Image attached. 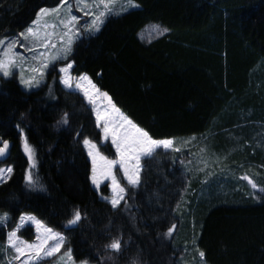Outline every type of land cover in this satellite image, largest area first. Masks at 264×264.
Instances as JSON below:
<instances>
[{
    "label": "trees",
    "instance_id": "trees-1",
    "mask_svg": "<svg viewBox=\"0 0 264 264\" xmlns=\"http://www.w3.org/2000/svg\"><path fill=\"white\" fill-rule=\"evenodd\" d=\"M62 1L0 0V40ZM131 1L136 8L74 43L72 76L89 77L154 139L210 137L206 155L233 179L196 175L195 153H157L113 209L91 182L81 139L100 136L84 100L59 89L56 69L50 95L48 85L26 91L0 79V141L13 144L12 172L0 184V213L9 219L2 235L29 215L65 237L75 263L178 264L183 227L205 264H264V193L255 200L235 181L253 170L264 180V145L254 141L264 138V0ZM151 24L167 32L146 44L139 34ZM77 211L81 220L66 228ZM115 239L118 252L107 247Z\"/></svg>",
    "mask_w": 264,
    "mask_h": 264
},
{
    "label": "rangeland",
    "instance_id": "rangeland-1",
    "mask_svg": "<svg viewBox=\"0 0 264 264\" xmlns=\"http://www.w3.org/2000/svg\"><path fill=\"white\" fill-rule=\"evenodd\" d=\"M105 3L108 4L107 9H105L104 7ZM132 4L134 3L132 1L130 2V0H103V2H101V0H88V6L84 7V4L81 3L80 0H63L57 7H54V8H59L60 11L58 15H49V16L41 17L40 11H39L35 20L24 31H22L21 33L15 36L7 37L3 39L2 41H4L5 43L3 45H0V59H4V52L7 51V46L9 43L13 41L16 42V47L14 48L13 51L19 57L16 65L10 69L11 74L6 77L2 74V72H0V79L14 80L26 91H36L48 85L47 94L50 95V93L52 92V88L55 85V80H54L55 75L49 81H48V76L52 74V72L55 69L57 70V73H58L57 84H58L59 89L63 91L64 93L78 94L84 100L85 104H87L90 107L92 119L95 125V131H96L95 134L99 133V136H100V141L97 142L98 148L101 154L106 156L108 159L118 158L116 154V150H115V147L111 144V137H109L108 140H104L103 122H101L98 126L97 120H96V110H100L101 112H103L105 108L108 107V104L104 103L101 95L96 96L95 105L90 104L88 102V99L87 97H85L83 91L76 87V84L80 82V77L86 76V75H82L77 78H74L72 76L73 64L68 62L67 59L70 56L72 52V46L74 45L76 41H78L84 36H87V37L92 36V35H95L97 32H99V31H88L87 30L91 26L95 15H98L99 12L101 11L106 12L105 16L103 17V23L99 25V29H100L103 26L105 20L109 16L123 14L129 10L136 8V7H133ZM54 8H48V9H54ZM69 9H71V13L68 12ZM68 15L77 17V23H75L72 27H73V31L75 33H78V35H73V43L71 45V52L68 54L66 59L63 58L62 56H58L56 59L52 60L49 63V66L46 69L42 68L40 54L41 53H55L56 50L62 46L59 37L64 31H66V29H64L63 26L59 24V19H64ZM38 17H39V23H36L38 20ZM53 24L56 25L55 28L48 26V25H53ZM29 28L39 31L42 37L44 33L52 34L50 35L49 38L51 40V43H55L57 45V49H53L51 47L45 49L40 46L39 41H33V39L31 38L27 40L24 39V35L22 34H27ZM166 32H167L166 29H164L160 25L151 24L147 26L145 29H143V31H141V33L139 34V37L141 41L147 44V43H150L162 37L163 35L166 34ZM34 45H35V49L33 51H30L29 49L33 48ZM69 63L72 64V68L69 69V72H68V75H70L72 78L71 80L72 88H68L62 83V79L65 76V73L60 72V68L66 67ZM33 68L41 69L44 72V76L40 78L38 72L36 73L32 72ZM21 75H23L24 78H29L33 75L37 76V78L40 79L39 86L32 87V88L25 87V85L21 82ZM87 78L88 80L91 81L89 77ZM91 83L93 84L92 81ZM83 85L84 87H87L91 90V86L88 84V81H84ZM263 134H264V131H263ZM85 138L93 142H96V141L93 138H90L88 136H85L84 138L81 139L82 147L84 148L87 154V157L92 166V173H91V182H92L93 164H92L91 157L88 155V149L83 143V140ZM209 139L210 137H203V138L189 137V138L173 139L172 148L157 149L152 157L143 160L142 161L143 169H144V162L148 159L155 157L157 153H162V154L163 153H170V154L180 153L181 154V153L192 152V153H195V155L199 157L198 163L193 169L195 170L196 175L199 173L202 174V173L219 172L217 174L222 173L225 179H228V177L229 179H233L232 178L233 172L224 170L225 168H223L220 165L221 163H217L218 162L217 160L210 158L208 155H206L207 152H206L205 143ZM257 140H259L260 145H264V138H260V136H257L254 141H257ZM176 148L179 149L178 152L174 150ZM261 149L264 151V148H261ZM24 151H25V147H24ZM30 161L32 163L33 154H32V158ZM7 168H11L10 166L7 165V163L0 166V169H7ZM142 173H141V176H142ZM114 174L117 176L118 180H120L122 186H125L127 189L131 188V186L127 185V181L123 179V173L122 171H119V165H117L116 168L114 169ZM9 175L10 174L5 172L6 180ZM261 175L262 173L260 171L256 172L253 170L251 173L248 172L246 175L237 177L235 181L245 182L246 184H240V185H242L243 188H245V191H247L248 194H251V196L255 200H257L258 196L259 195L261 196L264 193L260 191L261 188H264V185H262L263 179H261ZM28 176H29V172H27L26 178ZM245 176L249 177L254 183H256L257 187L255 189L251 186V184H249L248 180L241 179V177H245ZM97 177L98 179H100L99 172H97ZM3 182L4 181L0 182V184ZM92 185L97 192H101L103 188L106 189L107 195L100 194V197L102 198V200H104L107 204H109L112 207L110 203V200L112 198L111 179L110 178L100 179V184L98 188L95 184H93V182H92ZM0 216H2L1 213H0ZM28 216L29 215H24V217H28ZM8 223H9V219H7V222L5 224L0 225V264H25V261L27 260L26 256L20 257L19 259L14 258L17 256V253L15 252L13 248L9 247L7 244L8 233L17 229V226L19 225L20 227H19V230L17 231V236L19 240H22L28 243H37V236L40 235L42 237L43 231L42 230L38 231L35 225L29 221H24L23 224H21V219H19V221L15 225H13L10 228V230H7L6 235L3 236L2 230L6 228V226L8 227ZM70 227L72 226L67 225L66 228H70ZM192 227L194 229L195 226H192ZM27 228L30 229V236L24 237L21 235V233L25 231ZM56 233H59V232H56ZM194 237H195L194 233L192 235H190L189 233H186V231L183 230V227L180 229V231H178L177 237H176L178 264H205L203 261V258L199 256V252L196 250L195 242H193ZM54 245H55V241L50 240L48 242V246H54ZM66 250H69V248L66 246V241H65L64 245L60 249V252L57 253L55 256H52V257L42 256L41 259L39 260L31 261V264H80V263H75L73 256L71 254V251H70L71 259H69L68 255H65Z\"/></svg>",
    "mask_w": 264,
    "mask_h": 264
},
{
    "label": "snow or ice",
    "instance_id": "snow-or-ice-1",
    "mask_svg": "<svg viewBox=\"0 0 264 264\" xmlns=\"http://www.w3.org/2000/svg\"><path fill=\"white\" fill-rule=\"evenodd\" d=\"M81 3L84 4V7L88 6V0H80ZM103 2V0H101ZM131 2V0H130ZM98 6V5H96ZM133 7H136V4H132ZM105 9L108 8V4H104ZM59 8L48 9L43 8L40 10V16H49V15H58ZM71 13V9L68 10ZM106 12L101 11L98 15L94 16L91 26L87 29L88 31H99V25L103 23V17ZM36 23H39V17ZM77 23V17L68 15L64 19H59V24L63 26L66 31H64L59 37L62 46L57 49V45L55 43H51L49 33H44L43 37L39 31L33 30L32 28L28 29L27 34L24 35V39H33V41H39L40 46L47 49L49 47L53 49H57L55 53H41V65L42 68H47L49 63L56 59L58 56H62L63 58H67L68 54L71 52V45L73 43V35H78L73 31V25ZM49 27L55 28L56 25H48ZM66 38V39H65ZM5 42L0 40V45H3ZM16 47V42L13 41L8 44L7 51L4 52V59H0V72L4 76H9L10 69L14 67L17 63L19 57L13 51ZM35 49V45L33 48L29 49L33 51ZM72 68V64H68L66 67L60 68V72L65 73V76L62 79V83L68 87L72 88L71 76L68 75L69 69ZM32 72L39 73V77L42 78L44 76V72L41 69L33 68ZM88 81V84L91 86V90L87 87H84L83 82ZM21 82L27 88L38 87L40 84V79L37 76L33 75L29 78H24L21 75ZM76 87L81 89L87 97L88 102L90 104H96V96L102 95L105 99L108 100V107L105 108L103 112L100 110H96V120L97 124L103 122V135L104 140H108L111 137V144L115 147L117 159H108L106 156L102 155L97 142H93L87 138L83 140L84 145L88 149V155L92 159L93 164V177L92 182L99 187L100 179H111V191L112 198L110 203L112 207L118 208L122 201L125 200L127 196V188L122 186L120 180H118L117 176L114 174V169L117 165H119V171L123 173V179L127 181V185L132 188H138L141 184V173L143 171V163L142 161L150 158L156 152L157 149H170L173 147V141L170 139L158 140L152 138L149 133L142 128L138 127L136 124L132 122V120L128 119L120 110L112 103L111 98L108 97L107 93L100 94L99 89L95 87L94 84L91 83L90 80L86 76L80 77V82L76 84ZM62 123L67 124V117L63 118ZM8 145L7 142H4L3 146L0 147V156L4 155ZM175 151H179L178 148L174 149ZM25 151L29 155V159L32 158V149L28 145L27 141H25ZM5 172L10 174L12 172L11 168L0 169V182L6 180ZM97 172H99V177H97ZM241 179L248 180L249 184L255 189L257 187L256 183H254L249 177H241ZM27 182L30 185L34 186V181L31 175L27 177ZM261 192H264V188L260 189ZM8 215L4 213L0 216V225L5 224L7 222ZM21 224L24 221H29L33 223L36 229L43 231V236H37V243H28L22 240H19L17 236V231L19 230V225L17 229L8 233L7 236V244L9 247L13 248L17 253L15 259H19L20 257L26 256L27 260L25 264H31V261L39 260L41 257H52L60 252L61 247L65 243V237L59 233L53 231L52 228L46 227L41 221L37 220L35 217H24L21 218ZM81 220V214L77 211L74 214V217L68 221V225H76ZM175 230V225L169 229L167 235L171 236L172 232ZM52 240L55 241L54 246H48V242ZM111 250L118 252L121 248V241L119 239L113 240L109 245H107ZM65 255H68L69 259H71L70 250H66ZM200 257H204L205 253L200 251ZM80 264H88L86 260L81 261Z\"/></svg>",
    "mask_w": 264,
    "mask_h": 264
},
{
    "label": "water",
    "instance_id": "water-1",
    "mask_svg": "<svg viewBox=\"0 0 264 264\" xmlns=\"http://www.w3.org/2000/svg\"><path fill=\"white\" fill-rule=\"evenodd\" d=\"M102 99H103L104 103L108 104L107 99H105L103 96H102ZM4 142H7L8 147H7L4 155L0 156V164H4V163L9 161L11 154H12V149H13V144L10 141H0V147L3 146Z\"/></svg>",
    "mask_w": 264,
    "mask_h": 264
}]
</instances>
